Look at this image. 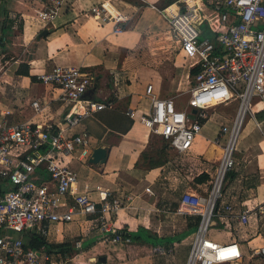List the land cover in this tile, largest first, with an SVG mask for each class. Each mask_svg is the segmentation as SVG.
Listing matches in <instances>:
<instances>
[{"label": "built area", "instance_id": "2783aa9c", "mask_svg": "<svg viewBox=\"0 0 264 264\" xmlns=\"http://www.w3.org/2000/svg\"><path fill=\"white\" fill-rule=\"evenodd\" d=\"M22 1L33 4V19L48 28L70 0H17L20 4ZM163 12L193 85L186 108L177 107L172 99L160 98L154 86L148 85L146 98L151 110L142 115L141 123L184 155L201 134L209 109L237 103L232 125L222 126L215 140L220 143L228 135L210 194L202 196L188 188L177 209L179 215L201 217L186 264L235 263L244 258L239 244L212 241L208 231L216 216H229L241 229L252 217L264 219V203L241 212H236L234 205L220 204L226 177L235 170V152L246 117L250 114L257 124L255 112L264 110V0H176ZM90 14L99 24L113 23L114 34L122 33L128 21L109 1L93 6ZM9 19L14 25L20 21L14 12ZM32 77L59 91L56 100L68 110L54 122L43 116L47 104L35 98L30 107L39 121L32 118L16 122L18 108L0 109V264H105L95 256H82L83 239L73 243L71 255L54 254L44 246L34 249L27 240L37 235L52 243L48 238L52 225H66L84 217L85 230L98 234L101 242L116 245L129 241V232L117 224L116 218L131 206L133 196L121 197L101 186L81 188L72 164H90L91 139L86 131L75 133L74 129L85 119L115 106L120 78L114 73L111 96L97 100V77L85 67L54 66ZM128 114L134 118L132 111ZM145 191L154 195L151 187ZM154 253L170 252L156 247ZM252 256L264 259V247Z\"/></svg>", "mask_w": 264, "mask_h": 264}, {"label": "crops", "instance_id": "0c3cea01", "mask_svg": "<svg viewBox=\"0 0 264 264\" xmlns=\"http://www.w3.org/2000/svg\"><path fill=\"white\" fill-rule=\"evenodd\" d=\"M108 1L115 10L128 17L120 34H114L113 23L102 25L91 17L90 10L93 6ZM175 1L70 0L68 6L59 12L53 23L45 28L49 30V34L40 37L39 34L44 28L33 19L35 12L32 3L22 1L20 4L17 0H0V10L2 8L1 13L3 12V15H0L2 20L0 53L4 56L6 51L12 50L7 42L12 36L11 29L18 28L16 24L14 27V23L9 19L11 12L21 14L19 36H22L23 20L24 36H27L28 32L32 33L25 45L29 51L33 48V55L28 61H22L19 57L0 75V85L3 81L15 84L18 101L22 102V107L14 104V100L10 102L12 104L4 102L2 86H0V109L18 108L19 111L24 110L28 113V119L23 121L32 118L34 121H39L38 117H34V111L30 107L31 100L39 98L43 105L47 104L43 116L54 122L58 121L68 110L56 100L59 91L32 78V74L50 70L54 66L85 67L92 71L97 77V100L111 96L113 86L111 78L114 73L120 78V96L114 100L115 106L85 119L74 129L75 133L83 131L88 133L92 152L98 147L107 150L106 162L83 165L76 161L72 164L78 173L81 188L86 185L91 189L101 186L121 197L133 196L132 207L120 211L116 218L117 224L124 227L131 237L128 242H120L116 245L105 244L99 240L98 234H90L85 230L87 226L83 224L85 218L79 217L78 222L50 227L48 238L52 243H70L72 251L66 255L73 254V243L83 239L85 254L82 256H85V259L95 256L99 263L186 264L188 261L190 252L188 253L186 247L190 245L192 248L201 220L195 227L193 218L199 216L177 213L181 195L188 188L199 195L205 190L206 196L210 194L213 182L211 179L216 175L224 151V147L215 140L221 134L222 126L227 125L221 121V114L213 115L205 122L201 134L190 151L184 155H179L163 137L168 145L164 141V145L157 149L150 147L154 134L141 123L142 115L151 110L150 101L146 98V88L150 84L153 85L154 92L160 98L172 99L176 104L175 97L177 92L180 93L182 80L177 78L175 74L177 71L174 69L175 73L170 79V89L173 94L175 93L173 97L169 90L165 92L163 89L166 78L159 69L140 63L137 57L132 55L136 54L142 42L167 27L168 19L163 10ZM22 65L23 69H25L24 65L29 66L30 76L16 74L20 67L22 69ZM182 74L185 77L184 71ZM186 78H188L187 74ZM189 90L185 91L188 99ZM237 110L238 105L236 113ZM129 111L134 113L133 119L128 114ZM19 117L21 118L20 112L16 113L14 118L19 119ZM256 120L257 124L253 120L255 127L252 131L257 129L260 137L258 140H248L250 135L247 133L240 139V143L238 141L235 170L229 173L230 176L225 182V196L220 202L223 206L234 205L236 212L264 203V152L262 151L264 119L261 122ZM157 137L161 136L157 135ZM196 144L200 149H197L195 154H191ZM150 148L156 149L158 155L162 152L164 160L162 166L151 168L150 160L154 157L152 155L141 158V155L150 153ZM173 151L186 158L178 162L173 157ZM158 158V156L154 157V159ZM187 166H192L194 170L192 175L186 173ZM202 173H208L210 180L198 183L195 179ZM187 179L190 182L189 186L186 184ZM193 184L201 190L193 188ZM146 187H151L154 195L146 193ZM92 196L96 198L97 193H92ZM160 214L164 219H157ZM211 225L228 231L230 236L227 243L239 244L244 258L231 264H264L261 262H264L262 257L252 256L255 250L264 247V219L252 217L249 224L241 229L229 216L223 219L216 216L211 221ZM93 240H96V243L85 249V245ZM177 246L185 247L178 250ZM156 247H162L170 253L166 256L155 254ZM257 257L259 259L254 262ZM79 258L84 260L81 256Z\"/></svg>", "mask_w": 264, "mask_h": 264}, {"label": "rangeland", "instance_id": "374dc122", "mask_svg": "<svg viewBox=\"0 0 264 264\" xmlns=\"http://www.w3.org/2000/svg\"><path fill=\"white\" fill-rule=\"evenodd\" d=\"M2 8L0 10V15H3V12L1 13ZM1 15V16H2ZM14 15L16 16V19L21 18V14L14 12ZM2 20H0V23ZM24 21L22 20V36L20 37V21L17 23L16 27L18 28H14V30H12V36L8 39V46L10 49H12L10 52L6 51L4 56L3 54L0 53V75L4 73V71L6 69H8V67L13 64L15 61H17V59L19 57L22 58V61H28L32 55H33V48L29 51L27 50V47L25 44L28 43V39L29 37L32 35L31 32H28L27 36H24ZM13 25V23L11 24V26ZM42 27V26H41ZM45 29V28H44ZM153 37H149L146 41L142 42L140 44V46L138 47V49L136 50V54H133V57H137V59L139 60L140 63H144L148 66H155L159 69V71L164 75V77L166 78V82H164L163 84V89L166 91L169 90V93L171 96L175 97V93L173 94L172 90L170 89V79L172 77V75L175 73L174 69L177 71V78L182 80L181 83V90L180 93H176V97H175V101L177 107L179 108H186L187 107V101H188V95L185 94V91L187 89H190L191 86L193 85V80L192 77H190L189 75V70L187 68V66H185V62L184 59L179 51V46L176 42V38L174 37L173 33L170 32V28L168 26L167 23V27H165V29H163L161 32L159 33H155L154 35H152ZM20 37V38H18ZM182 71L185 72V77L182 74ZM186 74L187 76L189 75L188 78H186ZM182 75V76H180ZM183 77V78H182ZM13 83V82H12ZM1 91L3 93L2 96V100L4 102H11L12 100H14V104H16L17 106H21L22 107V102H19L18 97H17V89L15 88V84H9L7 81H3L1 82ZM181 94V95H179ZM179 95V96H178ZM16 98V99H15ZM32 101V100H31ZM31 103V102H30ZM12 104V103H10ZM7 106V105H6ZM236 103L231 104L230 106H219V107H215L213 109H209L207 111V116H208V120L211 119V117L213 115H222L221 121H223L225 123V125L227 126H231L232 125V121L234 119L235 113H236ZM256 111V108L254 109V112ZM255 117L256 119H258V121H262L263 119L259 118L257 115L258 113L255 112ZM20 114H21V118L19 117V119L14 118L16 120H22L23 119H28V113H26L24 110H20ZM206 120V121H208ZM254 121L251 118V115L248 114L246 117V120L244 122L243 125V129L242 132L239 136V143H240V139L246 135L248 133V135H250V137L248 138V140H258L260 137V133L258 132V130H254L252 131V128L255 127L254 126ZM264 126V124H262ZM222 126V125H221ZM227 138L228 135L225 134L220 142V145H222L223 147L226 145L227 142ZM165 140L162 139V137H157L156 134H154V136L152 137V142L150 144V147H154V148H159L161 145H164ZM165 143L168 145V143L165 141ZM239 143L237 144V150L239 147ZM165 144V145H166ZM155 150H151L150 148V153L147 152V155H152L154 157H157L158 154ZM197 149H200L198 147V145L196 144L194 149L191 151V154H195L194 152L197 151ZM173 157H175V159L180 162L181 160L185 159V156H179L177 153H175L174 151L172 152ZM186 163V162H185ZM192 166H187L188 170H187V174L192 175L193 174V168H191ZM213 170H210V172H212ZM230 174L227 175L226 180L229 178ZM186 184L187 186H189L190 182H188V179L186 180ZM193 188H197L200 189L199 187H196L194 184L192 185ZM201 190V189H200ZM206 190L201 193V195L206 196L205 195ZM208 195V194H207ZM158 220H162L164 219V216L162 214H160L159 218L157 217ZM213 220V219H212ZM142 235V234H140ZM14 236H18V235H14ZM230 234L228 233V231L225 230H221L219 228L214 227L213 225L210 226V229L208 231V237L216 242H220L221 244L223 243H227L228 238H229ZM94 242L96 243V240H93L91 242H89L88 244L85 245V249H88L90 247H92V245L94 244ZM178 250L182 249L185 246H177ZM190 245H188L186 247L188 253L190 252L191 247ZM99 251V250H98ZM158 254V253H155ZM175 255V253H173ZM159 255H163V254H159ZM168 255V254H167ZM166 256V255H163ZM171 257V256H169ZM260 257V256H258ZM256 258L254 262H257V260L259 258ZM262 263H264L263 261H261Z\"/></svg>", "mask_w": 264, "mask_h": 264}, {"label": "trees", "instance_id": "16d2710c", "mask_svg": "<svg viewBox=\"0 0 264 264\" xmlns=\"http://www.w3.org/2000/svg\"><path fill=\"white\" fill-rule=\"evenodd\" d=\"M24 66H25V69H23V65H22V69L20 67V69L16 72V74L24 75V76H30L29 66L28 65H24ZM195 73H196V70L192 72V74H195ZM32 78H34V80L36 79L35 77H32ZM257 116L261 119H264V110L260 111ZM145 155H147V154H143V156L141 155V158L142 157L144 158ZM158 157H159L158 159H154V157H152V159L150 160L151 161V163H150L151 168L162 166V164L164 163L162 152H161V154L158 155ZM208 179L210 180V176L208 175V173L207 174L202 173V175H200L195 180L198 183H201V182H205ZM211 180L213 181V179H211ZM193 219L195 221L194 226L197 227L200 223L201 218L195 217ZM27 242H28V246H30L34 249H38V248L44 246L45 249H47L48 251H50L51 253H54V254H58V253L66 254V253H69L72 251V247H71L70 243H61V244L51 243L43 236H37L36 235L33 237V239H28Z\"/></svg>", "mask_w": 264, "mask_h": 264}, {"label": "water", "instance_id": "95a60500", "mask_svg": "<svg viewBox=\"0 0 264 264\" xmlns=\"http://www.w3.org/2000/svg\"><path fill=\"white\" fill-rule=\"evenodd\" d=\"M49 34V30L48 29H44L41 31V33L39 34L40 37H46ZM195 113V111H194ZM106 158H107V150L102 148V147H98L96 149H94V151L92 152V158L90 159V163L93 164H98V163H105L106 162ZM105 259L103 258L102 261H104Z\"/></svg>", "mask_w": 264, "mask_h": 264}, {"label": "bare ground", "instance_id": "6f19581e", "mask_svg": "<svg viewBox=\"0 0 264 264\" xmlns=\"http://www.w3.org/2000/svg\"><path fill=\"white\" fill-rule=\"evenodd\" d=\"M174 8V7H173Z\"/></svg>", "mask_w": 264, "mask_h": 264}]
</instances>
